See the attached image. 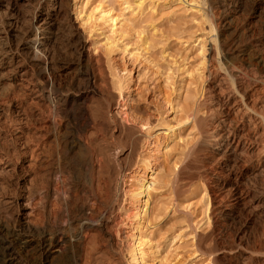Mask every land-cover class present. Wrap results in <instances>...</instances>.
Here are the masks:
<instances>
[{"label": "rangeland", "instance_id": "obj_1", "mask_svg": "<svg viewBox=\"0 0 264 264\" xmlns=\"http://www.w3.org/2000/svg\"><path fill=\"white\" fill-rule=\"evenodd\" d=\"M254 1L243 0L236 16L238 25L244 24L250 15ZM205 3L206 0H62V8L87 43L86 69L95 74L96 87L118 96L116 112L136 108L150 125L146 133L149 137H137L132 148L125 152L116 147L115 138L109 134L94 133L101 141L99 144L109 147L110 164L120 172L113 180V193L118 199L116 205L122 200L123 203L110 219L108 234L92 229L78 242L72 240L78 235L79 226L72 231L65 229L66 264H95L96 255L104 264L118 261L129 264L135 241L143 240L144 264H264V168H260L264 161L261 120L264 90L258 84L252 101H246L254 110L251 123L242 114L232 115L246 126L245 132L239 134L244 135L245 143L235 147L237 138L233 144L242 167L240 191L245 194L233 210L225 211L224 201L232 200L229 171L238 170L220 158L216 150L222 142L221 129L227 124L218 119V106L205 92L210 80L207 63L210 34L204 16ZM225 5L235 7L237 0H225ZM99 8L108 10L116 19L114 25L95 20ZM252 26L255 32L243 36L240 45L247 42L255 45L264 38V13ZM107 40L117 47L108 50ZM258 50H264V42ZM66 55L62 54L64 58ZM75 69L77 66L73 65L70 72ZM215 73L219 72L214 70ZM248 75L259 81L257 67ZM234 92L233 89L229 92L231 107L239 100ZM121 105L125 107L121 109ZM189 107L197 109L203 129L191 122L177 126L165 144L166 150L162 151L161 146L157 151L159 132L168 124L174 125ZM116 112L112 110L108 115L115 136L131 128L124 123H120L121 129L118 127ZM54 152L71 166L81 158L80 152L67 153L63 148ZM145 162L153 165L146 182H154L149 199L145 198L147 206L137 203L133 196ZM71 171L79 173L75 167ZM209 171L221 175L210 177ZM80 174L87 180L86 174ZM97 180H101L103 187L104 173ZM211 190L219 192V198L214 200ZM41 201L43 195L37 196L30 217L37 232L44 228ZM82 203L92 204L86 198ZM95 208V216L99 217L100 210Z\"/></svg>", "mask_w": 264, "mask_h": 264}, {"label": "bare ground", "instance_id": "obj_2", "mask_svg": "<svg viewBox=\"0 0 264 264\" xmlns=\"http://www.w3.org/2000/svg\"><path fill=\"white\" fill-rule=\"evenodd\" d=\"M205 4L210 34L207 61L210 80L205 92L218 106V119L227 124L221 129L224 143L220 142L216 150L220 158L238 170L229 171L232 200L224 201V209L228 211L245 194L240 191L242 167L235 147L245 143L244 135L239 134L245 132L246 126L232 115L242 114L251 123L254 110L246 101H252L258 84L264 90V50H258L264 38L255 45L251 42L240 45V39L255 32L252 24L261 19L264 0L253 2L242 25L236 23V16L243 0H237V5L231 8L226 7L225 0H206ZM95 20L112 25L116 21L102 8ZM79 31L62 8V0H0V264H66L65 229L72 231L79 226V233L72 240L78 242L92 229L108 234L110 219L123 203L122 200L117 206L118 199L113 193V180L120 172L110 164L109 147L99 144L101 141L94 133L115 138L116 147L122 152L129 151L137 137H149L146 133L150 125L138 109L130 107L127 112H116L118 96L96 87L95 74L86 69L87 43ZM105 46L108 50L117 47L109 40ZM62 54L67 55L64 58ZM73 65L77 69L70 72ZM254 66L260 74L258 82L248 75ZM223 84L227 88H222ZM232 89L239 95L238 107L236 103L230 106ZM261 104L264 108V100ZM124 107L121 105V109ZM112 110L119 115L120 129L122 123L131 126L117 136L108 118ZM261 120L264 122V116ZM188 122L203 129L197 109L189 107L174 125L168 124L159 132L156 150L160 151L161 146L162 151L166 150L165 144L176 127ZM62 148L67 153L80 152L79 162L71 166L58 159L54 150L60 152ZM263 162L260 168H264ZM73 167L79 173L72 172ZM142 170L133 196L137 203L147 206L154 182L148 184L146 179L153 165L145 162ZM80 172L86 174L88 183ZM103 173L106 181L101 187L97 178L103 177ZM208 175L218 178L221 174L209 171ZM211 193L214 200L219 198V192L211 190ZM39 195L44 198L40 205L44 223L41 232L30 221ZM83 198L92 204H83ZM95 207L100 210L99 217L95 216ZM142 212L138 211L136 218ZM145 242L135 241L129 264H144ZM93 263L104 264L97 255Z\"/></svg>", "mask_w": 264, "mask_h": 264}]
</instances>
